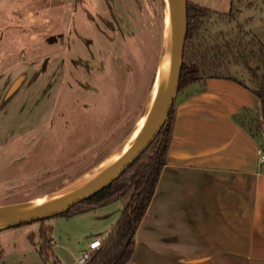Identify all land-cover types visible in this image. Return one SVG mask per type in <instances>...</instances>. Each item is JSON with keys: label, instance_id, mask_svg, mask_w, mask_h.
Wrapping results in <instances>:
<instances>
[{"label": "rangeland", "instance_id": "rangeland-1", "mask_svg": "<svg viewBox=\"0 0 264 264\" xmlns=\"http://www.w3.org/2000/svg\"><path fill=\"white\" fill-rule=\"evenodd\" d=\"M241 29L264 42V0H234L233 17L213 13L199 33L221 40ZM162 39V0H0V204L65 189L107 166L150 101ZM90 52L108 65L90 77L101 92L76 81L73 60ZM229 72L255 85L243 64ZM255 114L245 111L243 121ZM130 193L85 212L0 228V264H80L76 257L90 238L106 235ZM43 226L52 237L47 249Z\"/></svg>", "mask_w": 264, "mask_h": 264}, {"label": "crops", "instance_id": "crops-1", "mask_svg": "<svg viewBox=\"0 0 264 264\" xmlns=\"http://www.w3.org/2000/svg\"><path fill=\"white\" fill-rule=\"evenodd\" d=\"M233 1L207 7L225 12ZM189 85L174 103L166 162L126 264H264V146L235 119L259 99L231 78Z\"/></svg>", "mask_w": 264, "mask_h": 264}, {"label": "trees", "instance_id": "trees-1", "mask_svg": "<svg viewBox=\"0 0 264 264\" xmlns=\"http://www.w3.org/2000/svg\"><path fill=\"white\" fill-rule=\"evenodd\" d=\"M186 4L187 28L179 89L211 76L231 78L250 87L259 99L256 107L258 115L255 114L252 118H247L250 119L249 123H255V129L247 121V123L243 121L246 119L244 112L251 111L250 109H246L240 115H235V119L257 138L264 136V42L254 36L246 39L247 31L243 29L236 35L224 37L221 40H206L200 37L199 28L202 22L211 18L213 13L233 17L234 1L229 10L225 12L213 10L191 0H186ZM241 32L244 33L241 34ZM251 58L258 59V63L254 67L250 65ZM239 63L243 64L251 74L254 86L229 72L231 65ZM258 69L262 70L261 74L258 73ZM173 109L174 106L171 108L165 128L156 135L148 148L118 178L92 196L59 214L85 212L114 202L131 192L118 220L108 235L102 239V246L94 252L95 255L93 254L92 259L84 264H126L131 258L135 247L136 230L152 200L161 169L166 162ZM41 231L44 238L43 247L47 249L52 242V237L44 226Z\"/></svg>", "mask_w": 264, "mask_h": 264}, {"label": "water", "instance_id": "water-1", "mask_svg": "<svg viewBox=\"0 0 264 264\" xmlns=\"http://www.w3.org/2000/svg\"><path fill=\"white\" fill-rule=\"evenodd\" d=\"M162 6L163 39L159 71L153 83L152 107L144 124L127 146L121 152H116L104 172L90 182L81 181L46 195L0 204V228L59 215L69 210L118 178L165 128L179 86L187 28V4L186 0H162Z\"/></svg>", "mask_w": 264, "mask_h": 264}, {"label": "flooded vegetation", "instance_id": "flooded-vegetation-1", "mask_svg": "<svg viewBox=\"0 0 264 264\" xmlns=\"http://www.w3.org/2000/svg\"><path fill=\"white\" fill-rule=\"evenodd\" d=\"M107 48V47H106ZM152 52L150 53V55ZM148 52L144 51V63H148ZM76 68V81L81 89L84 91L101 92L102 88L90 81L92 74H101L106 71L108 65L95 54L90 52L87 57H77L73 60ZM103 61V62H102ZM146 68V67H145ZM88 76L84 78V76Z\"/></svg>", "mask_w": 264, "mask_h": 264}, {"label": "bare ground", "instance_id": "bare-ground-1", "mask_svg": "<svg viewBox=\"0 0 264 264\" xmlns=\"http://www.w3.org/2000/svg\"><path fill=\"white\" fill-rule=\"evenodd\" d=\"M156 85V82L155 84ZM155 88V86H154ZM150 101L148 102L147 104V107L144 111V113L142 114V116L140 117V121H139V124L134 127L133 131L129 134V136L127 137V139L119 146L118 148V151L117 152H121L126 146L127 144L130 142V140L133 138V136L136 134V132L138 131V129L144 124V122L146 121L148 115H149V112L151 110V107H152V103H153V94L151 95V98L149 97ZM147 103V102H146ZM104 168L103 169H100L98 170L97 172H94L93 174H89L88 176H86L84 178V180H82V183H88L90 182L91 180H93L94 178H96L97 176H99L100 174H102L104 172Z\"/></svg>", "mask_w": 264, "mask_h": 264}, {"label": "built area", "instance_id": "built-area-1", "mask_svg": "<svg viewBox=\"0 0 264 264\" xmlns=\"http://www.w3.org/2000/svg\"><path fill=\"white\" fill-rule=\"evenodd\" d=\"M258 160L259 163L264 164V150L259 147L257 148ZM102 238L99 236L93 237L88 244V247L83 250V252L79 255L78 260L80 263H86L89 261L94 252L98 250L102 246Z\"/></svg>", "mask_w": 264, "mask_h": 264}]
</instances>
